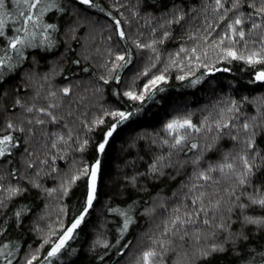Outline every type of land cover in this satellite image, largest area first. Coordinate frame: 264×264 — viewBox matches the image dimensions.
<instances>
[{
  "label": "snow or ice",
  "instance_id": "6c2138e0",
  "mask_svg": "<svg viewBox=\"0 0 264 264\" xmlns=\"http://www.w3.org/2000/svg\"><path fill=\"white\" fill-rule=\"evenodd\" d=\"M13 5L16 6L15 15L7 10ZM97 7L96 0H0V85L18 74L22 81L29 80L31 72L26 69L33 68L39 61L36 59V51L27 50L49 52L57 47L54 34L62 30L59 20L74 12ZM208 7L219 18V23L207 24L205 41L211 35V30L223 24V35L218 41L213 40L210 46L220 49L225 60H242L250 66H264V0H210L204 8L205 12ZM197 11L196 8L185 10L174 0L170 15L164 17L160 24L163 29L160 37L153 39L151 43L135 42L137 49H150L155 57L150 67L136 72L134 78H146L142 88L139 91H124L123 96L143 105L158 92L165 91L160 85L168 81V67H179L178 58L181 54L189 53V49L179 48L174 56L169 57L168 66L161 70L157 67L161 56L156 45L163 44L170 38L168 25L183 26V22L194 18ZM108 15L111 16L110 13ZM112 24L119 40H125L122 21L113 17ZM155 31L153 28V32ZM257 32L261 35L252 38ZM225 41L227 47L224 46ZM237 45L240 47L237 48ZM190 52L189 63L193 58L200 61L201 57L196 55V47ZM203 55L206 57L207 51ZM28 61L31 63L27 64ZM74 63L78 64L79 61ZM134 68L135 61L131 51L123 50L114 54L109 72L111 74ZM113 78L117 83L120 82L119 75ZM101 79L104 84L109 83V79ZM177 79L184 80L186 75H180ZM198 82L195 80L193 84ZM252 82L264 84V67L256 72ZM60 92L67 97L71 89L65 87ZM7 95L0 88V101ZM56 97V91H50L44 97L36 92L30 104L16 98L11 109H3L4 113L10 112L13 118L0 122V217L8 216L10 220L5 226L4 220L0 219V237L16 228H24L25 222L34 212V208L27 203V197L33 192L45 197H51L57 192L67 196L72 185L86 178L87 194L79 215L67 227H62L55 240L51 239L56 234L55 230L50 229L49 237L42 240L34 253L25 257L23 264H37V261L39 264H54V261L61 260L62 254L74 251L69 242L74 239L76 230L85 221L97 199V181L101 171L99 159L92 165L78 168L71 176L65 174L58 188H45L40 182L42 176L58 174L56 160L64 159L62 151L65 146H71L70 141L74 142L67 124L62 123L65 116L57 112L60 105L56 102ZM41 99L45 103L38 106ZM16 109L21 110L19 114ZM135 114L133 111L119 109L105 113L114 122L104 133L103 142L97 145L98 153H104L109 138L118 126L129 121ZM66 116L71 117L72 113L69 112ZM218 117L211 123L208 117L202 122L194 123L191 114L165 119L158 138L149 142L148 150L152 152L149 160L145 162L140 157L145 170L126 177L127 183L133 188L141 178L177 182L180 177L179 187L168 200V207L163 203L160 205L165 219L158 226L159 234L149 237L150 243L143 248L136 264H175L172 258L178 249L187 264H212L216 256L230 251L237 240L247 239L249 227L264 230V108L249 116L243 113L236 101H232L229 106L220 108ZM103 122L101 119L95 121L96 124ZM50 126H59L66 131L61 134ZM207 133L214 135L209 138ZM197 136L210 139L211 142L203 147L199 142H191ZM37 137L43 142L39 151L34 150L32 143ZM221 140L230 141L232 150L222 153L219 159L210 161L207 154L218 151L217 145ZM87 144L88 141L84 140L78 150L83 152ZM17 156L23 159L16 160L13 164ZM7 164H13V167L5 170L4 166ZM5 210H9L11 215ZM129 210L130 206L126 209H109L124 218L121 234L134 223ZM234 225L237 227L234 228ZM34 230L42 231L39 228ZM12 247L19 251L16 244L0 241V264H13L15 253L9 250ZM104 247H108L106 242ZM121 247L127 248L128 243ZM42 250L41 259L39 253ZM257 254L262 258L261 264H264V252ZM16 264H20V261L16 260Z\"/></svg>",
  "mask_w": 264,
  "mask_h": 264
},
{
  "label": "trees",
  "instance_id": "16d2710c",
  "mask_svg": "<svg viewBox=\"0 0 264 264\" xmlns=\"http://www.w3.org/2000/svg\"><path fill=\"white\" fill-rule=\"evenodd\" d=\"M173 2L174 0H96L97 8L74 12L59 20L62 30L54 34L57 47L47 53L27 50L36 51V59L39 61L33 68L26 69L31 72L29 80L22 81L18 74L0 85L8 93L0 101V122L13 118L10 112L4 113L3 109H11L16 98L30 104L36 92L41 97L50 91L57 92L56 102L60 105L57 112L65 116L62 123L67 124V130L71 131L74 142L70 141L71 146H65L62 151L64 159L56 160L58 174L41 177L43 187L58 188L65 174L71 176L78 168L94 164L96 159L101 162L97 199L85 221L76 230L74 239L69 242L74 251L62 254L61 260L54 261V264H136L141 251L150 243L149 237L159 234L158 226L165 219L160 205L163 203L168 207V200L179 187L180 177L177 182L141 178L135 188L127 183L126 177L136 171L145 170L140 157L145 162L149 160L152 155L148 150L149 142L158 138L165 119L191 114L194 123L202 122L205 117L211 123L219 118L220 108L229 106L232 101H236L243 113L249 116L264 108V84L252 82L256 72L264 66H250L242 60H225L220 49L210 46L213 40L218 41L223 35V24L211 30V35L205 41L207 24L219 23V18L212 13L211 7H208L207 12L204 11L210 0H175L185 10L196 8L198 11L194 18L186 19L183 26L168 25L170 38L163 44L156 45L161 56L157 67L161 70L168 66L169 57L174 56L179 48L189 49V53L181 54L178 58L179 67H168V81L160 85L165 91L158 92L143 105L123 96L124 91H139L142 88L146 78H134L136 72L150 67L155 57L150 49H137L135 42L151 43L153 39L160 37L163 31L160 24L164 17L170 15ZM13 9L12 13L15 15L16 7L13 6ZM113 17L122 21L126 33L123 41L115 35ZM153 28L156 29L155 32ZM260 35L259 32L254 33L252 38ZM109 37L112 39L109 40ZM224 46H228L227 41ZM193 47L197 48L196 55L201 59L196 61L193 58L189 63L188 57L191 56L190 50ZM123 50L131 51L135 68L110 74L114 54ZM205 51L208 53L206 57L203 55ZM26 63L30 64L31 61ZM115 75L120 76L119 83L113 78ZM180 75H186V79H177ZM101 77L109 79V83L104 84ZM195 80L199 82L193 84ZM65 87L71 89L67 97L60 92ZM245 97L248 99L245 100ZM44 103L41 99L38 106ZM116 109L133 111L136 114L118 126L109 138L104 153L99 154L97 145L103 142L104 133L114 122L105 113ZM20 111L16 109L17 114ZM69 112L72 113L71 117L66 116ZM98 119L104 122L96 124ZM50 127L61 134L66 131L59 126ZM206 135L210 138L214 133ZM84 140L88 144L81 152L78 146ZM191 142H199L203 147L211 140L197 136ZM32 143L34 150L39 151L43 142L37 137ZM217 148L218 151L207 154L210 161H215L222 153L231 151L232 144L228 140H221ZM22 159L17 156L13 164ZM13 164L5 165V170L13 167ZM86 194V178H82L72 185L67 196L61 192L51 197L37 195L35 192L29 195L27 203L34 208V212L30 214L24 228H16L0 237V241L12 242L19 247L18 252L15 247L9 249L15 253L13 264H16V260L23 264L25 257L34 253L42 240L49 237L50 229L55 230L56 234L51 236L55 240L62 227H67L79 215ZM129 206V215L134 223L121 234L124 218L109 209H126ZM153 208L155 211H152ZM5 211L11 215L9 210ZM0 219L4 220L5 226L10 223L8 216ZM36 228L42 231L34 230ZM105 242L108 247H104ZM125 243H128V247L122 248L121 245ZM259 252H264V230L249 227L247 239L237 240L230 251L216 256L212 264H261L262 258L257 254ZM39 255L42 259L43 250ZM172 259L175 264H181V261L187 264L179 249Z\"/></svg>",
  "mask_w": 264,
  "mask_h": 264
},
{
  "label": "rangeland",
  "instance_id": "374dc122",
  "mask_svg": "<svg viewBox=\"0 0 264 264\" xmlns=\"http://www.w3.org/2000/svg\"><path fill=\"white\" fill-rule=\"evenodd\" d=\"M13 6H15V5H13ZM13 6H12L11 8H8L7 10L10 11V12H12V11L14 12ZM15 7H16V6H15ZM15 10H16V9H15ZM16 26H18V25H16Z\"/></svg>",
  "mask_w": 264,
  "mask_h": 264
},
{
  "label": "water",
  "instance_id": "95a60500",
  "mask_svg": "<svg viewBox=\"0 0 264 264\" xmlns=\"http://www.w3.org/2000/svg\"><path fill=\"white\" fill-rule=\"evenodd\" d=\"M99 154H101V153H99ZM98 182V181H97Z\"/></svg>",
  "mask_w": 264,
  "mask_h": 264
}]
</instances>
